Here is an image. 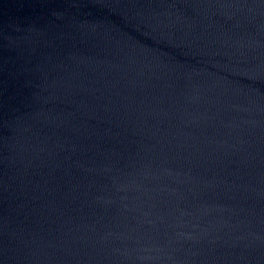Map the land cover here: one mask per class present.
Listing matches in <instances>:
<instances>
[{
    "label": "water",
    "instance_id": "water-1",
    "mask_svg": "<svg viewBox=\"0 0 264 264\" xmlns=\"http://www.w3.org/2000/svg\"><path fill=\"white\" fill-rule=\"evenodd\" d=\"M0 264H264V0H0Z\"/></svg>",
    "mask_w": 264,
    "mask_h": 264
}]
</instances>
